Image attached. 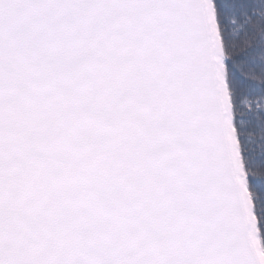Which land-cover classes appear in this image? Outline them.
I'll return each mask as SVG.
<instances>
[{
  "label": "snow or ice",
  "instance_id": "6c2138e0",
  "mask_svg": "<svg viewBox=\"0 0 264 264\" xmlns=\"http://www.w3.org/2000/svg\"><path fill=\"white\" fill-rule=\"evenodd\" d=\"M0 264H264V0H0Z\"/></svg>",
  "mask_w": 264,
  "mask_h": 264
}]
</instances>
